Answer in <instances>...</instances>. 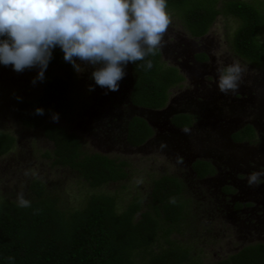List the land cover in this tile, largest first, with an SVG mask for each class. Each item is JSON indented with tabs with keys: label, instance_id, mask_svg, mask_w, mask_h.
Listing matches in <instances>:
<instances>
[{
	"label": "rangeland",
	"instance_id": "374dc122",
	"mask_svg": "<svg viewBox=\"0 0 264 264\" xmlns=\"http://www.w3.org/2000/svg\"><path fill=\"white\" fill-rule=\"evenodd\" d=\"M223 1L218 0L216 7L221 9ZM245 1L264 12V0ZM168 12L170 23L158 49L161 60L175 67L183 76V80L169 90L166 102L171 108L183 110L194 117L183 139H170L169 130H160L156 137L140 147L128 145L124 136L125 122L134 115L144 119L152 115L145 113L143 116L141 111L129 107L126 102L125 96L132 82L129 64L125 65V75L116 91H106L94 85L89 77L91 69L87 65L79 72L73 70L74 94L77 95L75 112L68 121L59 118L53 121L51 117L50 121L63 124L68 131L74 132L84 152L127 162L125 180L97 188L100 192L116 194L120 207L135 195L145 199L152 180L162 175L181 177L184 182L183 197L190 199L186 208L187 222L182 234L172 233L170 237L191 246V255L197 257L200 264H217L245 245L264 244V222L259 224L254 217V213H264L261 205L264 184L258 187L244 182L250 173L247 171L264 172V67L250 64L234 54L231 39L240 24L238 18L221 12L203 36L193 38L176 12ZM259 40L264 44V29ZM201 52L206 54L207 59L197 64L193 56ZM233 62L242 68L238 87L220 92L216 85L217 69ZM34 75L35 68L15 72L10 66H0V129L16 138L12 150L0 157V194L11 198H17V194L26 197L28 182L38 178L45 182L49 192H57L64 197L68 206H79L85 195L97 190L69 169L52 166L51 159L42 157L44 151L51 152L52 144L44 138L41 129L26 128L18 120V101L37 96L44 83V79L30 83ZM89 84H93L91 90L87 87ZM222 106L229 109L232 121L227 122L223 117L213 123L212 115L219 113ZM109 116H112L110 122ZM147 120L151 125L150 119ZM156 123L160 124L159 120ZM246 124L253 126L254 136L240 144L232 143L229 133ZM175 145L185 146L186 150L180 148V152ZM190 156L210 160L220 170L219 173L212 179H196L189 171L187 157ZM233 171L241 177V181H236L246 185L235 188L234 198L224 200L218 192L220 173L232 174ZM233 199L248 201L252 205L244 209L245 212L234 213L231 211Z\"/></svg>",
	"mask_w": 264,
	"mask_h": 264
},
{
	"label": "trees",
	"instance_id": "16d2710c",
	"mask_svg": "<svg viewBox=\"0 0 264 264\" xmlns=\"http://www.w3.org/2000/svg\"><path fill=\"white\" fill-rule=\"evenodd\" d=\"M166 0L167 11L176 12L187 33L197 38L209 29L219 13H229L240 24L233 33L231 47L246 62L264 67V44L259 35L264 29V12L245 0ZM197 53V60L206 59ZM152 61L144 69L143 61L129 63L132 82L129 100L136 106L159 109L165 106L169 90L183 76L161 60L160 50L145 57ZM138 65H141L138 67ZM75 77L72 66L62 59L58 48L45 69L44 83L39 94L20 99L16 113L22 126L40 128L52 150L42 157L51 165L67 168L97 190L85 195L81 205L68 206L59 193H51L42 180L28 182V207H18L16 198L0 194V264H200L191 255L192 247L172 239V233L182 234L187 222L190 199L183 197L181 180L162 175L152 180L145 199L135 195L125 205H118V196L100 192L97 188L127 177V162L99 153H86L80 139L65 125L50 121L52 111L68 121L76 108ZM35 106L44 109L43 115L33 112ZM171 122L188 127L192 118L176 114ZM147 122L134 116L126 125V141L138 146L150 137ZM254 128L244 125L231 134L233 141L250 140ZM16 143L14 135L0 129V157L9 153ZM197 178L213 172L204 160L191 165ZM217 264H264V244L243 246Z\"/></svg>",
	"mask_w": 264,
	"mask_h": 264
},
{
	"label": "clouds",
	"instance_id": "9594fccd",
	"mask_svg": "<svg viewBox=\"0 0 264 264\" xmlns=\"http://www.w3.org/2000/svg\"><path fill=\"white\" fill-rule=\"evenodd\" d=\"M169 23L166 0H0V66L15 72L35 68L30 78L35 84L43 81L52 50L58 48L74 71L87 65L94 85L116 91L126 64L143 61L145 70L151 68L145 57L161 45ZM241 71L235 62L218 68V90H235ZM33 112L43 115L44 109L35 106ZM50 116L58 119L55 111ZM261 175L253 171L246 182L256 183ZM16 203L28 207L30 201L17 194Z\"/></svg>",
	"mask_w": 264,
	"mask_h": 264
},
{
	"label": "flooded vegetation",
	"instance_id": "af4514ba",
	"mask_svg": "<svg viewBox=\"0 0 264 264\" xmlns=\"http://www.w3.org/2000/svg\"><path fill=\"white\" fill-rule=\"evenodd\" d=\"M206 59H207V57H206ZM206 59H204V60H197L196 58H195V56H193V60H194V62L195 63H197V64H201V63H203ZM208 59H209V57H208ZM130 89H131V86H130ZM130 89H129V91H128V94L125 96L126 97V102L128 103V106L129 107H132V108H136V109H138L139 111H141L144 115L143 116H145V113L148 115L149 113H152V115H150L149 117H147V116H145V121L147 122V124L149 125V127H150V129H151V131H152V134H151V136L150 137H148L145 141H144V143L143 144H145V143H147L148 142V140H150L152 137H156V134H157V131H159L160 132V130H164V131H168L169 130V132H170V139H176L177 137L179 138H181V139H183L184 138V135L183 134H185V132L187 131V130H189L190 128H191V126H192V123H193V119H192V122H191V125L190 126H188V127H178V126H175L172 122H171V118L173 117V116H175L176 114H187V115H190L191 116V118H194L191 114H189V113H186L185 111H183V110H180V109H173V108H171L169 105H167V104H165V106L164 107H162V108H159V109H147V108H144V107H141V106H136V105H134V104H132L131 102H130V100H129V93H130ZM221 109H223L222 111H221ZM219 110H220V112H223V111H225L224 113H220V115H219V113H214L213 115H212V118L214 119V121H213V123H215L216 121H220V119H223V117H225L226 118V121L227 120H229L230 122L232 121L231 119H232V116H231V114H229V112H228V110L229 109H227V107L226 108H224V106H222V107H220L219 108ZM229 114V115H228ZM134 116H136V115H134ZM134 116H132V117H134ZM153 116V117H152ZM110 118L108 119V121L110 122V120H111V118H112V116H109ZM131 117V118H132ZM137 117H140V116H137ZM131 118H129L126 122H125V124H124V133H125V140H126V125H127V122L131 119ZM142 118V117H141ZM147 118H149L150 119V122H151V125H150V123H149V121L147 120ZM156 120H159V123L160 124H157L156 123ZM228 122V121H227ZM235 132V131H234ZM233 132H230L229 133V139H230V141L232 142V143H234V144H240L241 142H237V141H233L232 140V138H231V134H232ZM178 138H177V140H178ZM169 139V140H170ZM127 142V141H126ZM143 144H141V145H138V146H131V145H129V146H131V147H134V148H136V147H140V146H142ZM175 148L177 149V150H180V152H182V149H184V150H186V147L184 146V147H182V146H179V145H175ZM180 148H182V149H180ZM191 158V159H190ZM187 159H188V162H189V171L191 172V173H193V176L196 178V179H198V180H205V179H207V178H209V179H212L213 178V176H215L217 173H219V169L216 167V166H214L213 164H212V162L210 161V160H204V161H206V162H208L209 164H210V167L212 168V170H213V172L211 173V174H208V175H206L205 177H203V178H197L196 177V175H195V173H194V171L192 170V168H191V165H192V163H194V161L195 160H198V158L197 159H193V156H190V157H187ZM190 159V160H189ZM193 159V160H192ZM202 160V159H201ZM244 171H247V170H244ZM253 171H257V170H251V171H247L248 173L250 172H253ZM233 172H235V171H233ZM233 172H232V174H229V172L226 174H222V173H220L221 174V176L219 177V182L217 183V185H219V189H218V192L220 193V195L223 197V199L225 200V198H229V197H231V198H234V195H233V192L235 191V188H241V186H239V185H241V184H244L243 182H238V181H241V177L240 176H238L237 174H236V172L233 174ZM246 172V173H247ZM249 173V174H250ZM173 176H175V175H173ZM175 177H177L179 180H181V182H182V184L184 183L183 182V180L181 179V177H179V176H175ZM263 179H264V177H262V175L260 176V177H258V181L256 182V183H253V184H251V186L252 185H256V186H261V185H263L264 184V181H263ZM236 180H238V181H236ZM237 182V183H236ZM244 182H246V180H244ZM247 183V182H246ZM248 184V183H247ZM246 184H244V186H245ZM244 186H243V188H244ZM250 186V185H249ZM240 190V189H239ZM233 196V197H232ZM251 205H252V203H250V202H240V201H237V200H234L233 199V202H232V205H231V211L232 212H240L241 213V211H244L245 212V210L244 209H246V208H249V207H251ZM261 205H262V207L264 208V201H262V203H261ZM255 214V219L256 220H259L258 221V223L259 224H261V222H264V213L263 214H260V213H254ZM258 217V218H257Z\"/></svg>",
	"mask_w": 264,
	"mask_h": 264
}]
</instances>
